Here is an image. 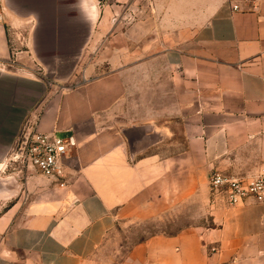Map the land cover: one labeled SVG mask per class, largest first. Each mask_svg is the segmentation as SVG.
<instances>
[{
  "label": "crops",
  "instance_id": "0c3cea01",
  "mask_svg": "<svg viewBox=\"0 0 264 264\" xmlns=\"http://www.w3.org/2000/svg\"><path fill=\"white\" fill-rule=\"evenodd\" d=\"M80 2L84 81L62 90L34 63V16L0 0V264H113L99 251L117 225L160 217L184 225L116 264H264V199L229 204L209 184L264 173V0ZM120 114L164 126L120 131ZM27 122L75 130L65 185L6 168Z\"/></svg>",
  "mask_w": 264,
  "mask_h": 264
},
{
  "label": "rangeland",
  "instance_id": "374dc122",
  "mask_svg": "<svg viewBox=\"0 0 264 264\" xmlns=\"http://www.w3.org/2000/svg\"><path fill=\"white\" fill-rule=\"evenodd\" d=\"M74 4L77 5L78 0H67L66 7H71L73 12L70 13L71 18L67 22V26H70L71 28L65 31L75 33L74 38L64 34L61 36V42L51 51L48 49L49 47H52V45L43 44L40 47L42 50L40 53V59L48 68V80L50 85H55L62 90L72 89L84 81V77L79 75L76 70L78 59L74 61L73 53L76 52V47L78 45L77 42L79 41L81 34L87 32L88 22L78 8H73ZM24 45L25 44L23 43L22 48H25ZM38 62L39 61L34 58V63L39 65ZM151 81L152 80H150V83ZM149 88H151V85ZM146 95L149 98L148 103L152 104L154 99H156L155 93L150 91L149 93L140 94L139 96L143 97L142 100L144 102ZM116 119L117 120L114 119V125L120 131L127 129L132 123L154 124L155 122L159 128L164 126L163 123H160L158 119L154 117L127 121V118H124V116L120 114ZM182 220H184V217H176L175 220L170 217H160L157 219L140 218L122 222L108 235L105 242L100 247L99 257L102 258V261L104 259V262L108 260L111 263L116 264L124 258L127 252L135 244L148 236L161 233L173 234L174 231L171 229L183 226L184 222Z\"/></svg>",
  "mask_w": 264,
  "mask_h": 264
},
{
  "label": "built area",
  "instance_id": "2783aa9c",
  "mask_svg": "<svg viewBox=\"0 0 264 264\" xmlns=\"http://www.w3.org/2000/svg\"><path fill=\"white\" fill-rule=\"evenodd\" d=\"M233 11L242 9L243 5L252 7L256 0H231ZM78 139L75 130L65 135L58 132H44L37 128L36 122L25 123L17 134L15 143L6 159V168H18L26 171L29 166L60 185L67 183L66 170L72 153L76 149ZM209 184L213 190L224 193L229 204H235L245 197H253L257 201L264 199V173L246 177H231L218 171L209 176Z\"/></svg>",
  "mask_w": 264,
  "mask_h": 264
},
{
  "label": "water",
  "instance_id": "95a60500",
  "mask_svg": "<svg viewBox=\"0 0 264 264\" xmlns=\"http://www.w3.org/2000/svg\"><path fill=\"white\" fill-rule=\"evenodd\" d=\"M8 8L13 10L19 16H29L32 15L36 19V27L33 31V42H32V54L35 60L39 61V65L45 72L48 79V68L41 62L40 49L41 45H52L49 47V51L54 50L56 45L61 42V36L64 34L70 37L75 36L73 32H65L71 27L67 26V22L70 20V13L73 12L71 7H66L67 0H5ZM80 0L78 4H74L73 8H78L81 12ZM83 15V13L81 12ZM85 18V16L83 15ZM86 19V18H85ZM87 20V19H86ZM88 22V20H87ZM87 32L81 34L78 45L76 47V52L73 53L74 61L80 52V48L83 42L86 40L89 34V22L87 27ZM71 31V30H70ZM47 40V41H46ZM49 81V80H48ZM50 83V82H49Z\"/></svg>",
  "mask_w": 264,
  "mask_h": 264
}]
</instances>
